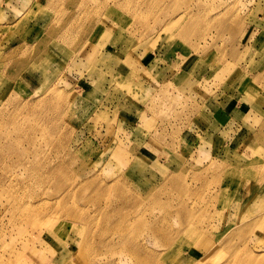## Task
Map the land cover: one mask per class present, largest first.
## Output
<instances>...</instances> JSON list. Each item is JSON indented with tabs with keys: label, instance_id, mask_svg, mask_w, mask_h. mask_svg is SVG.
<instances>
[{
	"label": "rangeland",
	"instance_id": "rangeland-1",
	"mask_svg": "<svg viewBox=\"0 0 264 264\" xmlns=\"http://www.w3.org/2000/svg\"><path fill=\"white\" fill-rule=\"evenodd\" d=\"M205 3L0 0V264L264 257V0Z\"/></svg>",
	"mask_w": 264,
	"mask_h": 264
},
{
	"label": "bare ground",
	"instance_id": "bare-ground-1",
	"mask_svg": "<svg viewBox=\"0 0 264 264\" xmlns=\"http://www.w3.org/2000/svg\"><path fill=\"white\" fill-rule=\"evenodd\" d=\"M172 1L173 0H170V2H172ZM218 1H219L218 8H217L218 11L215 13V15L212 16V18H210L211 20H209V17L206 15V13H207L206 11H203L202 12L199 9L195 10L193 7H191V8L188 7L186 10L182 11L184 13H181V15H180V13H178V15H180V16H178V15L177 16L174 15L173 17L170 16V22H168L169 25H167L168 30L170 31L171 26H172L173 23L177 24V26L180 27V30H182L181 33H179L178 36L181 39L185 40L187 34L190 33V32H192V31H194L195 30V27L201 26L202 25V21H203L202 34L200 36V42H199V44H200V46L202 48L195 47L197 50L204 49V48H206V47H208L209 45L212 44L211 41H213L214 38L209 33V29L208 28L210 26H213L214 25V26H220V27L223 28L224 24H227V22H230V20H231L234 23V27H231L230 26L231 27L230 29L232 30V33H235L237 31L241 30L242 25H243L242 24L243 23L242 19L240 17H237V16L230 17V14L228 15V13H231V12H228V11H230L229 9L230 8L232 9L231 5H228L229 4L228 3L229 0H218ZM204 3H205V0H197V4L198 5L199 4L200 5H203ZM52 4H54V3H52ZM123 4H125V2H122L121 4H119L117 6L119 7V6H122ZM163 7L164 6H162V5L160 6V8H159L160 12H162V10H165L166 9V7L165 8H163ZM207 9L209 11V9H212V7L211 8H207ZM166 11H167L166 13L169 14L170 11L168 9ZM204 13H205V16H204ZM202 15L204 16V19L202 18ZM106 33H108V32H106ZM109 34H111V33L109 32ZM248 34H249V32L246 31V33L244 34V36H246ZM248 36H250V35H248ZM192 46L194 47V45H192ZM0 50H1V48H0ZM208 60H210L209 59V56H208ZM233 65L234 64H232V63L231 64H227V66H229L231 69H226L224 71L225 72L226 71H229V72L230 71H234ZM223 68L224 67H222V69ZM263 71H264V69H263ZM263 75H264V72L261 74V76H259V78L261 79L263 77ZM116 156L121 157L122 156V153L121 152H120V154L116 153ZM250 166L251 165L248 164L247 167L245 168V170H249L250 169ZM127 202H128L127 201V198L124 199V203L127 204ZM263 216H264V214H263ZM29 221H31L32 223H34L32 220H29ZM262 223L259 224L257 222L256 223V228L263 230L264 229V224H262ZM251 226L253 227V225H251ZM188 230L192 234H199L200 233V231H199V225H197L196 223H192L190 225V228ZM138 250H139V248H138ZM262 262H264V257H255V258H253V259H251L249 261L250 264H262Z\"/></svg>",
	"mask_w": 264,
	"mask_h": 264
}]
</instances>
